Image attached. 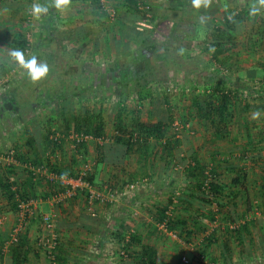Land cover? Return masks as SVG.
Here are the masks:
<instances>
[{
	"label": "trees",
	"instance_id": "trees-1",
	"mask_svg": "<svg viewBox=\"0 0 264 264\" xmlns=\"http://www.w3.org/2000/svg\"><path fill=\"white\" fill-rule=\"evenodd\" d=\"M39 2L41 7L47 9L41 23L43 30V33H39L41 37L32 45L27 33L19 30L9 44L10 49L19 54L32 47L34 60L19 77L13 93L10 96L3 93L0 95V120L9 129L6 139L13 144V148L5 154L14 151V158L21 165L31 164L34 167L45 165L50 172L69 176L79 175L75 172L74 165L79 162L80 155L83 159L86 158V154L89 153L88 146L93 142L96 143L94 160L96 171L106 164L116 168L119 173L124 172L126 159L133 152L138 153V161L143 164L142 162L155 156L157 144L164 148L166 158L169 160L180 140L170 133L174 121L171 110L163 109L161 104L169 105V92H172V88L177 92L180 85H185L188 79L196 81L194 77L197 75V68L204 62L203 54L208 49L206 45L200 43V38L204 30L211 26L214 20L212 18L219 11L217 1L146 2L150 7V16L145 17L144 11L138 8L137 0H126L119 9L111 7L115 10L113 18L106 8L108 4L102 3L101 0H39ZM59 4L65 8H74L75 14L61 15L57 10ZM256 4L258 10L264 9V0H258ZM237 17L239 16L233 15L229 19L226 16L223 23L230 27ZM215 30L221 31L218 28ZM204 41L206 43V39ZM211 45L218 46L219 43ZM35 59L40 60L36 67ZM10 71L7 63H0V81ZM10 82L9 80L4 82L5 86ZM196 83L201 86L198 79ZM170 85L172 87H169ZM102 91L104 96H109L112 101L118 100L112 121L114 132L108 141L102 144L95 140L76 143L70 139L72 133H83L94 139L107 138L103 110L101 108L96 110L87 105V101L94 100ZM192 91L195 94L191 100V107L198 115L206 116L210 120L217 135L228 140L229 126L237 107L233 90H225L217 85L213 89L205 87L199 92L196 88ZM29 94L33 101L25 105ZM130 97L135 99L136 103L128 110L125 101ZM146 103L149 109L147 117H144L142 107ZM20 104H24L23 109ZM43 107L51 108L48 117L44 120L36 119V114ZM55 107L59 112L55 113ZM5 114L11 117V122L2 118ZM191 117L193 118V115L183 116V123H187ZM15 121L21 124V129L17 132L10 129L11 123ZM68 144L71 145L72 153L69 159L63 162L59 160L58 153L65 151ZM189 158L192 162L186 169L189 185L184 187L180 195H174V192L173 195L170 194L167 203L156 209V222L160 223L166 219L169 231L160 232L170 235L177 228H183L186 234L192 233L184 216H173V208H176L174 197L177 199L176 205H180V208L188 213L194 212L193 223L200 224V227H203L201 222L205 219L214 225L217 215L221 213L231 222L246 218L237 213L235 201L237 191L244 186L246 172L225 160L228 161V169L236 173L230 183H225L218 169L222 165L221 161L212 163L208 168L201 163L192 149ZM255 160L252 156V162L258 164ZM21 165L9 164L4 168L0 163V191L10 210L18 209V199L37 197V186L43 187V190L50 189L53 191L52 195L64 191L63 186L44 176H38ZM20 169L25 171V178L18 181L14 175ZM95 169L92 172L91 168L84 178L99 187L103 184L98 181ZM115 175L107 181L113 189L123 190L127 185H136L130 197H134L140 183L144 181V178H136V173L129 174V178L124 180L120 179V174ZM262 182L260 194L264 209V178ZM232 186H238L239 189L229 191L228 188ZM44 197H48V193H45ZM196 206L197 209L193 211L192 208ZM207 206L211 207L208 215L199 210ZM214 206L216 210H213ZM168 211L170 215L167 214ZM226 211L229 212L227 216ZM190 214L189 217H192ZM87 221L88 224H84L83 227L88 232L97 227L100 239L109 238L110 233H114L115 243L124 254L114 251L119 259L112 264H159L156 246L145 242L143 236L134 229V232L128 234V231L125 232L122 227L110 224L107 219L92 218ZM263 222L264 220L262 225ZM216 230L204 236L203 246L207 249L214 244L219 245L218 259L221 258L224 264H236L232 254V242L237 243L243 251L246 249L249 251L253 245L252 237L248 240L245 238L246 235H252L251 223L248 221L238 228L226 227L221 240L216 236ZM8 239L9 236L5 238L4 244L0 245V264L3 260L2 246L6 247ZM259 242V246L264 247V240L260 239ZM26 244L27 238L24 233L16 245L6 247L11 264H24L28 260L31 249H25ZM103 256H106L103 247L101 251L89 250L83 245L76 247L75 242L70 240L59 239L56 248V264H96ZM247 256L249 257V254Z\"/></svg>",
	"mask_w": 264,
	"mask_h": 264
},
{
	"label": "rangeland",
	"instance_id": "rangeland-1",
	"mask_svg": "<svg viewBox=\"0 0 264 264\" xmlns=\"http://www.w3.org/2000/svg\"><path fill=\"white\" fill-rule=\"evenodd\" d=\"M139 1L145 2L144 0ZM106 2L110 7L114 6L118 9L122 7V4L118 2V0L117 2H115L114 0H106ZM46 10L47 9L41 7L39 0H0V63L5 62L11 68V71L8 73V75H6L5 80L0 81V95H2L3 93L10 96L13 93L14 85L18 83L19 77L24 73V71L29 68L30 64L34 60L32 47L23 54H19L18 52L10 49L9 44L12 37L17 31L23 30L27 33L26 35L30 40V43L33 45L34 42L41 37L40 34L43 33V30L41 29V23L44 20V16L47 14ZM57 10L63 16H70L75 14L74 8H65L60 4L57 7ZM35 60L36 61L34 62V64L36 67L38 66V64H40V60ZM258 75L261 77L263 76V73L260 69L258 70ZM8 80L11 82L5 86L4 82H7ZM169 87H172V85H170ZM194 94V92L187 89H179L177 92H174L172 88V92H169V105H166V103H162L161 106L165 110L170 109L173 118L183 122V116L188 117L190 115H193L190 103L192 98L194 97ZM29 101H33V98L30 97V94L28 96V100L25 101V105H28ZM135 103L136 101L135 99H132V97L125 101V105L128 110H131L135 106ZM117 104L118 100H116L115 102V100L112 101V98H110L109 96L105 97L103 91L102 93L97 95L94 100L90 99L89 101H87V105L89 107H92L96 110L101 108L103 110L104 116L106 118L105 136L107 138H110L114 132L112 121L113 114L118 106ZM20 105L23 109L24 104ZM240 106L241 114L246 113L247 115V113L249 112L248 109L250 107L244 110L242 105ZM148 109L149 105L146 103L145 106L142 107V114L144 117H147L146 114ZM50 110V107L41 108L35 116L36 119H46V117H48V114L50 113ZM57 112L59 111L56 110L55 107V113ZM2 118H4V120L8 119V121L11 122V117L8 114L3 115ZM187 121V123H189L191 127V132L185 130L175 133V130L172 128L173 126L171 127L170 133L175 137L179 135V137L177 138L180 140V142L177 146H175L174 153L171 157H169V160H167L166 158V152L164 148L160 144H157V151L155 156L153 158L145 160L144 162H142L143 164L138 161L139 156L137 152L131 153L130 156L126 159L124 172L122 173H119L118 170H115L116 168L110 165L104 164L103 166H101V170H98V173H96V175L98 176L97 179L102 184L108 183L107 181L110 179V177H113L114 174H120V179L122 180L128 179V174H130L131 170H134L136 171V173H138L136 174V178H144V181L140 183V187L144 191V204H133L134 209L129 211L130 217H128L127 219L129 220V222H127V220L125 222V220L123 219L122 225H119L120 223L115 220L114 214H112V212L110 211L109 214L106 215L107 221H109L110 224L113 223V225H117L118 228L122 227L125 232H129L131 229H134L136 232H140L141 230L143 231V233L140 232L143 238L144 230H148L149 232H147L144 241L156 246L158 250V256L160 257L159 264H181L180 258L184 254L187 255L191 260L190 264H224V261H222L221 258L218 259L220 255L219 245L214 244L207 249H205V247L203 246L205 243V240H203V238L204 236H206L207 231H210L213 228V225L208 222V219H205V221L201 222L203 227H200V224H194V212L188 213L184 211L182 207L180 208V205H176V197H174V207L176 206V208H173V216H184L189 223L192 233L188 235L185 231L182 230L183 228H177V230L173 232L176 234V237L168 234H162L158 229L157 222L155 220L157 211L156 209L167 203L169 195L173 192L174 195H180V193L183 192L184 187L189 185L190 180L186 177V169L190 164H192L189 158L190 150L192 149L196 152L197 157L201 161V163L206 165L208 168L212 166V163L216 164V161L222 162V165H220V168L218 169L222 174V181L225 183H230L232 177L236 175V173L231 171L230 168L228 169L226 165L228 164V161L237 164L242 168L243 171L246 172V176L243 180L244 186L240 189L238 186H232L228 188V190L230 191L232 189L233 191H237L239 189L235 198V201L237 203V213L249 219L248 222L251 223L252 235H246L245 238L248 240L252 237L253 245L250 247L249 251L247 249L243 251L241 250L240 246L237 245V243L232 242V254L236 264H264V247L259 246V240H264V222L263 225L261 224L262 220H264V209L262 196L260 194L261 186H259V184L257 183L259 181L257 178L258 172L260 173L259 169L261 168L258 166L257 170V164H254L252 162L253 155L251 154V151L248 150V152H244L245 154H243L242 151H239L240 149L238 150V147L243 146L244 144H246L247 147H252L253 145L251 144V141L245 143L242 142V139H239L238 137H232L228 140H224L220 137H216L214 131L212 132V134L209 131L203 133V123H195L192 117ZM4 124L5 123L0 120V163L5 168V166L9 165L7 164V162H4L7 154H5V152L13 148V144H11L8 139H6L9 129ZM10 129L17 132L18 129H21V124L15 121L14 123H11ZM95 148V142L89 144V153L86 154V158H79V162L74 165L76 173L79 172L82 169V166L86 163H90L92 172L94 171V160L96 156ZM212 150H215V152L211 153ZM71 153V145L68 144L65 151H61V154L58 153V155H60L59 160L66 162V160L69 159L68 157H70ZM109 175L110 177L108 179ZM14 177L18 181L23 180V178H25V171L20 169L19 171H17ZM261 183L263 184L262 181ZM42 198L43 197L41 196H37V198L34 199L40 201L42 200ZM123 198L126 197L120 196V198L116 202L117 205ZM78 201H81L80 204ZM82 201H85L84 197H81L79 200H77V197H71L65 198L59 203H53V207L55 208L54 212L57 214L55 226L58 233L60 234L61 241H73L75 242L76 247L78 239L75 234L77 231V220L75 218L78 216L80 206L83 205ZM40 205H42V209L46 210L48 208V204L42 203V201ZM111 208L112 207H110V210ZM38 209L41 210L40 206L38 207ZM195 209H197V206L195 208H192L193 211ZM199 210L202 211V213H206L208 215L211 207H202ZM213 210H216V206H214ZM10 211L12 212L13 210H10L9 204L2 196L0 191V218H3L4 224L5 221H7V219L4 217L8 216V213ZM15 211L16 210H14V212ZM134 211H136V213H134ZM141 213H144V216H141ZM227 213L229 212L226 211V215H224L227 216ZM189 214L192 215V217H189ZM137 218L144 219V225L141 226L139 225V223H135L134 221H136ZM216 219V224H218V226H216L214 229H217L216 236L221 240L223 238V235H225V232L223 230L227 227L228 222L231 221H229L228 217H224L223 213L218 214ZM39 222L41 224L40 226L43 228L41 220ZM65 230H67V234L63 232ZM110 239V241H113L114 245H111L106 249V256L99 258L96 264H112L118 261L119 256L114 254L113 252L121 251L117 243H115L116 241L114 238V233L112 232L110 233ZM101 246H103V244H101ZM91 249L96 250L97 248ZM248 254L249 257L247 256Z\"/></svg>",
	"mask_w": 264,
	"mask_h": 264
},
{
	"label": "crops",
	"instance_id": "crops-1",
	"mask_svg": "<svg viewBox=\"0 0 264 264\" xmlns=\"http://www.w3.org/2000/svg\"><path fill=\"white\" fill-rule=\"evenodd\" d=\"M114 1L117 2V0ZM144 1L145 3H150L159 0ZM216 1L220 6L219 11L212 18L214 20L211 26L207 27V29L204 30L200 38V43L202 45H206L208 48L207 51L203 54L204 62L197 68V75L194 77L196 81L198 79V83H200L201 86H198L196 81L192 82V80L188 79L187 81H185V85H180L179 89H187L192 91L196 88V90L199 92L205 87L213 89L215 88V86L219 85L222 86L225 90H233V92L235 93L234 100L237 101V107L235 110L236 114L229 126L230 138L238 137L239 139H242V142L245 143L251 141V144L253 145L252 147H247L246 144H244L243 146H239L238 150L240 149L239 151H242L243 154H245L244 152H248L249 150L251 151L253 157L256 159L255 162L258 163L256 166L257 170L258 166L261 168L259 169L260 173L258 172L257 177L259 180L257 183L260 186L262 184L261 181L264 178V165H262L264 164V80L263 76L261 77L258 75V70L260 69L261 71H263L264 62V9L258 10L256 8V3L258 0ZM118 2H120L121 4H125L126 0H118ZM233 15H238L239 17L235 18L234 24H231L230 27L226 26L223 23L224 18L226 16L231 17ZM217 28L221 31L217 32L215 30ZM204 39H206V43ZM208 43H219V45L212 46ZM182 81L184 82V80ZM240 105H242L244 110L250 107L248 109L249 112L247 113V115L246 113L241 114ZM246 106L247 108H245ZM191 110L193 111L194 122L203 123V133L209 131L212 134V132L214 131L215 136L221 138V136L217 135L215 127L212 126L210 120H208L206 116L201 117L197 114L196 110H194L193 108ZM213 152H215V150L211 151V153ZM101 168H98L97 171L95 168L94 169L96 173H98V170H101ZM135 173L136 171L134 170L130 171V174L135 175ZM109 177L110 175L108 176V179ZM52 192L53 191H51L50 189L43 190V187L37 186L36 195L43 197L42 200H37V207L40 206L41 210L39 211L41 213L55 210V208L53 207V203L49 201V199L53 196ZM45 193H48V197L46 198L44 197ZM73 197H77V200H79L83 196L76 195ZM144 198V191L143 189H141V187H139L137 192L134 194V197L123 198L118 203V205L117 203H115L113 206H108L112 207L111 210L108 207L97 204V215L94 217L88 214L87 207L85 205L86 203L85 201H82L83 205L80 206L78 216L75 218L77 220V231L75 233L78 239L77 247L81 246V243L84 248H87L89 250L91 248H97L98 251H101V248L104 247L103 250L106 254V249L111 245H114L113 241H110V237L100 239V236L97 233V227H93V230L91 232L86 231L83 225L88 224L87 219H106V215H108L110 211L112 212V214H114L115 220H117L118 223H122L123 219L126 222L128 217H130L129 211L134 209L133 204H144ZM41 201L42 203L48 204V208L46 210L41 208ZM78 202L80 204L81 201ZM134 213H136V211H134ZM140 215L144 216V213H141ZM4 218L7 219V221H5V224L3 223V218H0V245H3L5 238L10 235L11 229L16 222V211H10L8 213V216H5ZM39 221L40 218L37 216L32 218L29 227L25 232L27 238L25 249L30 248L31 251L28 254V260L24 264H49L42 248H38V240L41 237V233L42 235L44 234V230L40 226L41 224ZM127 222H129V220H127ZM134 222L139 223V225L141 226L144 225V219L137 218V220ZM63 232L67 234V230ZM140 232L143 233V231L141 230ZM147 232L149 231L144 230V238ZM101 244H103V246H101ZM98 245H100L101 248L97 247ZM2 247L4 248H2L3 260L1 264H11V257L7 252L8 249L5 246ZM159 259L160 257L158 256V261Z\"/></svg>",
	"mask_w": 264,
	"mask_h": 264
},
{
	"label": "built area",
	"instance_id": "built-area-1",
	"mask_svg": "<svg viewBox=\"0 0 264 264\" xmlns=\"http://www.w3.org/2000/svg\"><path fill=\"white\" fill-rule=\"evenodd\" d=\"M102 3L106 4V0H101ZM106 8L108 9V12L110 16L113 18L115 14V10L111 8L109 5H106ZM138 8L145 13V17H149V5L147 3H143L138 0ZM231 19V17H228ZM263 80H264V62H263ZM6 78V77H5ZM2 79V81L5 80ZM173 129L175 130V133L179 131H189L191 132V127L189 123H183L179 121L178 119L174 118L173 121ZM179 137V135H177ZM70 139L75 140L76 143L83 141V140H95L97 143L102 144L103 142L108 141V138H97L94 139L92 136L85 135L83 133H72L70 135ZM80 158L81 155L79 156ZM7 164H15V165H21L18 163L14 158V151H10L5 158V161ZM27 168L28 170L33 171L34 174L38 176H44L47 179L54 181L58 183L59 185L63 186L64 191L58 192L54 194L49 201L52 203H59L65 198H71L76 195H81L85 199V205L87 207L88 214L92 215L93 217L97 215L96 212V205H110L113 206L117 200L121 197L130 198L132 195V190L135 189V184L127 185L123 190L121 189H113L112 186L109 183L103 184L102 186H94L90 182H88L84 177L87 174L88 171L91 170V164L86 163L82 166V169L78 172V176H69V175H59L55 174L53 172H50L48 167L45 165H38L37 167H34L31 164L27 165H21ZM207 175L208 172L206 171ZM208 180L206 181L207 184ZM119 196V197H118ZM38 201L36 199H26V200H20L18 199V209L16 210V222L13 225L9 239L6 241V247L8 248L11 245H16L21 235H23L30 223V220L34 218L35 216L39 217L44 234L39 238L38 244L42 248L46 258L48 259L49 264H56V248L59 244L60 234L58 233L55 222L57 219V214L54 211L50 212H44L41 213L37 207ZM168 215H170L169 211L167 212ZM249 221V219L242 218L236 222H228L227 227L230 229L238 228L241 224H244L245 222ZM217 222V221H216ZM213 225V228L210 231H207L206 235H208L218 224ZM157 227L159 230L169 233L167 230V220L157 223ZM224 228V227H223ZM134 232L133 229H131L128 234H131ZM171 236L176 237L175 233H170ZM128 237V235H127ZM124 254L123 252H121ZM181 264H190L191 260L188 258L187 255H182L180 258Z\"/></svg>",
	"mask_w": 264,
	"mask_h": 264
}]
</instances>
